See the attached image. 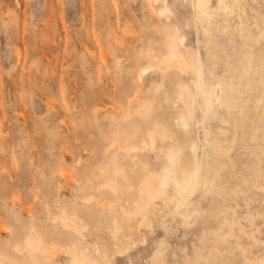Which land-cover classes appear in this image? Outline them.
<instances>
[{
    "label": "bare ground",
    "instance_id": "1",
    "mask_svg": "<svg viewBox=\"0 0 264 264\" xmlns=\"http://www.w3.org/2000/svg\"><path fill=\"white\" fill-rule=\"evenodd\" d=\"M188 1L189 23L197 34L194 46L185 42L186 34L170 19L169 2L152 0L162 22L161 34L141 42L140 54L118 81L110 82L114 112L120 120L96 130L82 128L77 135L83 139L81 145L97 155L77 171L67 173L62 164L51 165L40 171V177L34 172L13 183L14 188L33 184L37 197L40 182L58 170L63 178L58 188L69 184L74 195L61 201L47 190L50 204H57L43 211L52 222L49 227L37 220L21 221L20 230L6 226L11 237L0 240V264H58L61 252L70 255L68 264H104L108 253L124 252L145 239L144 234L137 240L133 227L151 228L160 217L166 222V216L180 215L191 222L201 213L195 200L199 189L202 195H210L212 214L220 197L244 193L249 203V188L264 189V52L244 48L250 40L264 36V13L248 16L247 0ZM253 22L257 31L251 27ZM219 32L227 35L235 60L227 51L229 45L217 37ZM203 38H207L208 58L201 48ZM219 49L226 50L225 57ZM99 54L107 59L106 52ZM17 56L21 58L20 50ZM155 67L161 69L160 85L142 101L139 93L145 73ZM256 73L260 78L253 76ZM166 85L165 94L155 91ZM101 91L91 104L95 113L104 106H99L104 102ZM81 119L86 122L85 114ZM92 132L99 138L86 140ZM62 149L72 152L65 143ZM152 152L158 154L157 160ZM239 172V180L232 181ZM18 200L20 195L15 193L14 205L22 206L24 213H36L37 205ZM90 222L108 227L116 245L91 250L85 240ZM5 231L0 225V235Z\"/></svg>",
    "mask_w": 264,
    "mask_h": 264
},
{
    "label": "rangeland",
    "instance_id": "2",
    "mask_svg": "<svg viewBox=\"0 0 264 264\" xmlns=\"http://www.w3.org/2000/svg\"><path fill=\"white\" fill-rule=\"evenodd\" d=\"M167 1L173 9L170 19L186 34L185 42L196 45L189 1ZM247 1L248 16L264 13V0ZM153 4L152 0H0V225L6 230L0 240L11 237L6 226L20 230L21 221L37 220L51 226L43 211L57 204L51 205L46 198L48 189L61 201L73 197L69 184L58 188L63 179L58 170L40 182L37 197L33 184L14 188L13 183L34 172L40 177V171L51 165L62 164L67 173L77 171L97 155L82 146L83 139L77 135L82 128L96 130L120 120L114 112L110 82L118 81L140 54L141 42L161 34L162 22ZM251 27L257 31L254 22ZM217 37L229 45L227 51L235 60L227 35L219 32ZM206 44L207 38H203L201 48L208 58ZM244 48L264 52V36L250 40ZM17 50L22 52L21 58ZM101 51L107 53V59L99 58ZM218 51L225 57V49ZM160 81L161 69L148 70L139 99L146 100L144 95ZM168 87L155 91L163 95ZM100 90L105 92L106 103L101 102L99 106H104L95 113L91 104ZM83 114L86 122L81 119ZM89 135L88 141L99 138L95 132ZM64 143L70 145L71 153L63 151ZM261 158L264 166V150ZM152 159H158L156 152ZM10 174L14 176L10 178ZM241 175L232 176V181ZM202 191L195 194L201 213L191 222L180 215L166 216L164 223L163 217L156 219L154 227H133V236L138 240L145 234V239L124 252L108 253L104 264H264V189L249 188V203L244 193L220 197L213 214L208 209L211 197ZM15 193L20 195L17 202L37 205L36 213H24L22 206L14 205ZM85 232L91 250L116 245L105 225L90 222ZM158 250L159 257L153 260ZM69 260L65 252L57 257L58 264Z\"/></svg>",
    "mask_w": 264,
    "mask_h": 264
}]
</instances>
